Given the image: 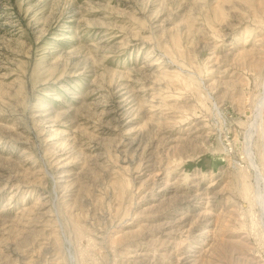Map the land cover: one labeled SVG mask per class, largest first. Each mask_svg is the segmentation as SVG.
<instances>
[{"label":"rangeland","instance_id":"obj_1","mask_svg":"<svg viewBox=\"0 0 264 264\" xmlns=\"http://www.w3.org/2000/svg\"><path fill=\"white\" fill-rule=\"evenodd\" d=\"M263 91L264 0H0V264H264Z\"/></svg>","mask_w":264,"mask_h":264},{"label":"bare ground","instance_id":"obj_2","mask_svg":"<svg viewBox=\"0 0 264 264\" xmlns=\"http://www.w3.org/2000/svg\"><path fill=\"white\" fill-rule=\"evenodd\" d=\"M248 51V50H247ZM170 62H172V61H170ZM175 68V67H174ZM202 81L200 80L199 81V84H201L202 85ZM202 89V88H201ZM260 98H259V100H257L256 102V105H255V107H254V112L256 113V118H255V120H257L258 119V121H262V115H263V109H262V106H263V104H264V91H263V93L259 96ZM218 103V102H217ZM217 103H213V105H214V109H216L217 110V106H216V104ZM140 104V103H139ZM176 118V117H175ZM192 124V123H191ZM194 124V123H193ZM188 128V127H187ZM248 148H250V143H248L247 144V146L245 147V153H246V156H249L250 158H251V162L252 163H254V160H253V156H252V152H250V151H247L248 150ZM142 159V158H141ZM142 162V161H141ZM140 162V163H141ZM47 174H48V172H47ZM256 174H257V183L258 184H260L261 182H262V180H263V175L261 174V173H259L258 171H256ZM49 175V177L52 179V181H55V177H53V176H51V174H48ZM158 176V175H157ZM55 188H56V184H54V186H53V191L55 192V194H56V191H55ZM259 192H261L262 193V190H258ZM207 197V196H206ZM56 207V206H55ZM48 246V245H47ZM136 252V251H135ZM24 258V257H23ZM13 264V263H12Z\"/></svg>","mask_w":264,"mask_h":264}]
</instances>
